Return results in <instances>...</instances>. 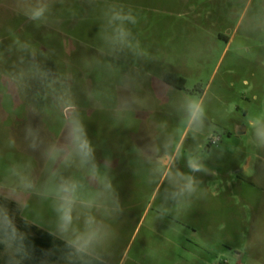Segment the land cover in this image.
<instances>
[{
	"label": "rangeland",
	"instance_id": "rangeland-1",
	"mask_svg": "<svg viewBox=\"0 0 264 264\" xmlns=\"http://www.w3.org/2000/svg\"><path fill=\"white\" fill-rule=\"evenodd\" d=\"M37 5L47 11L33 20L26 13ZM115 13L134 18L123 21L131 47L108 42L121 23L110 22ZM168 74L185 89L167 86ZM65 91L97 160L132 161L127 174L106 170L120 211L93 210L109 227L102 262L264 264V144L256 135L264 123V0H0L1 205L17 227L63 241L50 199L20 193V207L4 197L18 186L16 173L39 190L60 167L44 153L62 141L55 98ZM186 98L203 107L195 135L182 123ZM167 139L175 142L173 170L195 177V191L180 199L149 159ZM189 153L203 171L190 172ZM61 172L80 175L75 167ZM9 260L0 244V264Z\"/></svg>",
	"mask_w": 264,
	"mask_h": 264
},
{
	"label": "clouds",
	"instance_id": "clouds-1",
	"mask_svg": "<svg viewBox=\"0 0 264 264\" xmlns=\"http://www.w3.org/2000/svg\"><path fill=\"white\" fill-rule=\"evenodd\" d=\"M46 11L47 5H37L26 14L37 20ZM125 20L134 22L131 15L115 13L111 17L110 22H121L114 27L113 35L108 41L114 49L131 47V33L123 26ZM39 75L46 78L49 73L40 71ZM55 99L64 112V134L62 141L50 144L44 154L51 164H58L60 167L50 169L48 179L39 190L29 176L16 173L19 184L4 199L14 201L20 207L25 206L20 199V193L38 192L43 198L50 199L56 215L57 231L65 240L66 246L78 257H94L103 264L100 250L106 244L109 227L93 214V210H104L106 213L120 211L118 196L106 172L112 166V161L106 158L101 163L97 160L95 148L79 117L75 102L67 91L58 94ZM123 106L125 109L129 108L130 102L125 99ZM181 111L184 113L182 123L195 135L203 127L202 105L193 98H186L181 105ZM256 135L259 142L264 144V123L259 124ZM149 151L153 153L149 159L155 172L173 186L174 191L170 194L172 199H180L195 191L194 176L178 169L173 170L176 150L172 139L165 140L162 146ZM70 167H75L80 175L62 174L61 168ZM188 167L192 173L204 170L200 157L191 153L188 155ZM81 218L83 226L79 227L77 222ZM0 244L10 256L9 264H19L14 258L26 257L28 254L26 235L19 230L6 205H0Z\"/></svg>",
	"mask_w": 264,
	"mask_h": 264
},
{
	"label": "trees",
	"instance_id": "trees-1",
	"mask_svg": "<svg viewBox=\"0 0 264 264\" xmlns=\"http://www.w3.org/2000/svg\"><path fill=\"white\" fill-rule=\"evenodd\" d=\"M164 83L174 89L184 90L186 81L175 75L168 74L164 78ZM3 204L0 199V205ZM22 227V228H21ZM21 232L31 230L33 234H25L28 242L27 256H18L20 264H24L29 259L33 264L47 260L49 263L67 262V264H101V261L93 257H78L66 246L65 241L53 236L51 233L28 227L24 224L18 227ZM103 264H105L103 262Z\"/></svg>",
	"mask_w": 264,
	"mask_h": 264
},
{
	"label": "crops",
	"instance_id": "crops-1",
	"mask_svg": "<svg viewBox=\"0 0 264 264\" xmlns=\"http://www.w3.org/2000/svg\"><path fill=\"white\" fill-rule=\"evenodd\" d=\"M168 86V85H167ZM111 150V149H110ZM112 161V166L109 169V176H111L112 174H127L128 172H130V166L132 165V161L129 159H125V160H119L118 159H113V158H109ZM105 159H102L101 161L103 162ZM116 166H123V167H128V169L125 170H119L116 169ZM94 258V257H93ZM101 261V260H100ZM106 264V263H105Z\"/></svg>",
	"mask_w": 264,
	"mask_h": 264
},
{
	"label": "built area",
	"instance_id": "built-area-1",
	"mask_svg": "<svg viewBox=\"0 0 264 264\" xmlns=\"http://www.w3.org/2000/svg\"><path fill=\"white\" fill-rule=\"evenodd\" d=\"M219 141H220V138H217V139L213 140L212 141V145H216Z\"/></svg>",
	"mask_w": 264,
	"mask_h": 264
}]
</instances>
